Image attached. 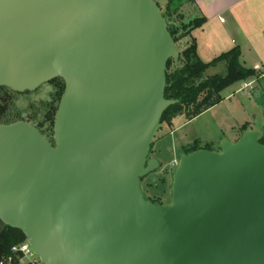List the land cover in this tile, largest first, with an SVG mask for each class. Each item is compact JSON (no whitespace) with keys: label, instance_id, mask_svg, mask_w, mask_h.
I'll list each match as a JSON object with an SVG mask.
<instances>
[{"label":"water","instance_id":"water-1","mask_svg":"<svg viewBox=\"0 0 264 264\" xmlns=\"http://www.w3.org/2000/svg\"><path fill=\"white\" fill-rule=\"evenodd\" d=\"M174 46L155 0H0V87L64 82L53 144L0 123V222L44 264H264V129L181 154L170 203L143 194Z\"/></svg>","mask_w":264,"mask_h":264},{"label":"rangeland","instance_id":"rangeland-1","mask_svg":"<svg viewBox=\"0 0 264 264\" xmlns=\"http://www.w3.org/2000/svg\"><path fill=\"white\" fill-rule=\"evenodd\" d=\"M157 1L163 13L167 0ZM179 12L180 15L178 13L174 15L177 25L182 20V11ZM186 13L188 18L186 21L182 20L185 25L193 19V15L189 11L186 10ZM174 47L179 53L180 45L177 44ZM178 65L175 59L172 67ZM223 72H225V66L219 64L217 67L209 69L205 76ZM253 81V84L247 87L243 86V82L227 87L221 93L223 100L220 103L191 120H186L184 116H177L173 119L171 126L160 123L149 153V157H155L160 166L157 170L144 176L140 182L147 200L159 204L171 202L172 175L179 160L178 156L181 152L183 153L185 148L197 142L202 147L209 145L212 150H217L221 139H227L230 142L236 141L241 135L242 125L246 124L251 129H264V76L259 74V78ZM62 87H64L63 81L57 78L40 85L27 94L9 89L8 92L1 93L0 96H3L4 100L8 99L3 104L7 110L6 113L12 119L11 121H25L32 124L39 131L48 135L47 140L50 143H54L49 118L58 106V98L63 91ZM172 158L176 160L174 165L171 164Z\"/></svg>","mask_w":264,"mask_h":264},{"label":"trees","instance_id":"trees-1","mask_svg":"<svg viewBox=\"0 0 264 264\" xmlns=\"http://www.w3.org/2000/svg\"><path fill=\"white\" fill-rule=\"evenodd\" d=\"M182 1H187L190 4L194 3V0H168V4L162 13L174 43L189 34L191 30L199 28L204 22V19L199 17L192 19L186 25L182 23L177 25L174 15H177V4ZM155 2L158 3L157 0H155ZM175 3L177 4L175 5ZM239 58L240 50L238 47H234L214 58L212 61L203 63L196 55L194 42H191V44L179 54V58L176 59L179 64L178 66L173 68L172 65L175 59H169L166 66L164 97L167 100H177L178 103L169 107L163 113L161 123H166L168 126H171L173 119L177 116H184L186 120H191L220 103L222 101L221 93L227 87L238 82L258 79V72L241 65ZM219 64H224L225 72L205 76V73L209 69L215 68ZM62 90H64V87H62ZM8 91L9 89L0 87V95ZM62 93L58 98V103ZM7 100L8 99L4 100V97L0 96V123L2 124L16 122L11 121L12 119L6 113L7 110L3 103H6ZM56 110L57 107L54 110V114L49 118L51 129L53 128V118ZM247 129L248 125L245 124L241 126L240 131L243 132ZM41 133L48 139V135L45 134V132ZM260 143L264 144V137L261 139ZM199 149L212 150L209 145L202 147L199 143L195 142L190 147L185 148L183 153L188 154ZM24 241L25 238L19 231L7 227L0 222V260L10 255L11 248L14 245Z\"/></svg>","mask_w":264,"mask_h":264},{"label":"crops","instance_id":"crops-1","mask_svg":"<svg viewBox=\"0 0 264 264\" xmlns=\"http://www.w3.org/2000/svg\"><path fill=\"white\" fill-rule=\"evenodd\" d=\"M180 10L182 20L186 21L188 18L187 10L193 15V19L202 17L204 22L175 42V45H180L179 54L184 47L187 48L194 42L198 59L208 63L222 53L238 47L241 65L264 76V0H194L193 4L182 1L177 4L176 13L179 14ZM182 20L180 23L185 24ZM253 82L250 80L241 83L247 87ZM175 163L176 160L172 158L171 164Z\"/></svg>","mask_w":264,"mask_h":264},{"label":"built area","instance_id":"built-area-1","mask_svg":"<svg viewBox=\"0 0 264 264\" xmlns=\"http://www.w3.org/2000/svg\"><path fill=\"white\" fill-rule=\"evenodd\" d=\"M0 264H44L34 254L26 240L11 248L10 255L3 257Z\"/></svg>","mask_w":264,"mask_h":264}]
</instances>
